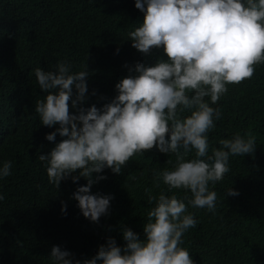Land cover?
<instances>
[{
  "label": "trees",
  "instance_id": "1",
  "mask_svg": "<svg viewBox=\"0 0 264 264\" xmlns=\"http://www.w3.org/2000/svg\"><path fill=\"white\" fill-rule=\"evenodd\" d=\"M142 17L134 0H59L47 8L36 0H0V159L13 162L12 174L0 180L5 195L0 201V264H50L53 245L77 259L90 258L108 236L117 245L125 243L121 226L144 239L142 225L150 207L145 189L154 196L161 190L167 194V186L157 183L152 173L170 168L165 161H174L175 154L162 153L153 145L129 157L120 173L103 168L105 178L95 182L90 192L110 193L112 199L107 213L92 222L71 196L86 180L64 178L55 188L36 159L38 151L46 154L64 138L58 133L53 141L45 138L58 124L50 131L45 125L44 131L32 116H37L35 100L54 91L39 88L32 72L37 66L54 70L52 66L64 60L76 71L85 63L86 99L77 108L82 103L100 109L117 95V82L136 74L129 70L135 62L150 66L167 59L162 47L142 53L127 39ZM92 19L83 36L71 34L87 28ZM227 87L213 105L221 117L208 132L209 151L219 147L220 139L246 130L255 135V147L251 154L230 156L229 171L210 185L217 193L214 213L188 208L198 222L183 234L182 246L194 264H264V63L254 66L251 78ZM68 104L69 113L75 114L77 109L71 101ZM16 117L21 118V131L13 127ZM192 155L189 152L186 158ZM227 188L238 194L228 195ZM62 201L66 214L60 211Z\"/></svg>",
  "mask_w": 264,
  "mask_h": 264
},
{
  "label": "clouds",
  "instance_id": "2",
  "mask_svg": "<svg viewBox=\"0 0 264 264\" xmlns=\"http://www.w3.org/2000/svg\"><path fill=\"white\" fill-rule=\"evenodd\" d=\"M36 2L47 8L59 0ZM134 7L143 17L127 39L142 53L162 47L167 59L150 66L135 62L129 70L136 74L117 82V95L100 109L82 103L77 108L86 99L85 63L76 71L64 60L57 61L54 70L33 68L39 88L54 91L35 100L37 116H32L44 131L45 125L50 131L58 124L45 134L48 141L57 133L64 137L48 153L38 151L36 159L55 188L64 178L86 180L71 196L92 222L107 213L112 199L110 193L90 192L95 182L105 178L102 169L120 173L129 157L153 145L162 153L175 154L174 161H165L170 168L152 173L157 183L167 186V194L161 190L154 196L145 189L150 207L142 225L144 239L121 226L122 246L108 236L94 256L77 259L53 245L50 264H194L182 246L183 234L198 222L188 208L214 213L217 193L210 185L229 171L230 156L251 154L255 147V135L246 130L220 139L219 147L209 151L208 132L221 117L213 105L228 91L227 85L251 78L254 66L264 63V0H134ZM92 24L93 19L87 28L71 34L83 36ZM69 101L77 109L75 114L68 111ZM12 124L21 131L20 117ZM189 152L193 155L186 158ZM12 164L0 159V180L12 174ZM181 191L184 195H178ZM227 192L238 194L232 188ZM4 199L0 192V201ZM60 211L66 214L63 201Z\"/></svg>",
  "mask_w": 264,
  "mask_h": 264
}]
</instances>
